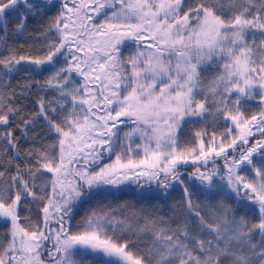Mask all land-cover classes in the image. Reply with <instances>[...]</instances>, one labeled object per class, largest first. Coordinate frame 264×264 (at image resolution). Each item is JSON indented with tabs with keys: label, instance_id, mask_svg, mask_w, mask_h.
Masks as SVG:
<instances>
[{
	"label": "snow or ice",
	"instance_id": "snow-or-ice-1",
	"mask_svg": "<svg viewBox=\"0 0 264 264\" xmlns=\"http://www.w3.org/2000/svg\"><path fill=\"white\" fill-rule=\"evenodd\" d=\"M0 169V264H264V0H0Z\"/></svg>",
	"mask_w": 264,
	"mask_h": 264
},
{
	"label": "rangeland",
	"instance_id": "rangeland-1",
	"mask_svg": "<svg viewBox=\"0 0 264 264\" xmlns=\"http://www.w3.org/2000/svg\"><path fill=\"white\" fill-rule=\"evenodd\" d=\"M248 107H249V110L251 112H257V111H259V102H258V100L257 101H249L248 102ZM217 127H218V125L217 126H211V124H209V126L207 127V130H208L209 133H211L213 131H216L217 130ZM220 131H222V129H220ZM132 157H133V159H136V160H138V159L141 158V156H136L135 153H132ZM108 162H110V161H108ZM180 198H181V191L179 192V190L177 189L173 193V198L171 200H169L168 203L170 205L176 204V203L179 202ZM124 200L130 201L132 203H136L137 202L136 197L134 195H130V194L129 195H126V196H124V197L121 198V202H123ZM77 219L79 220V217H77ZM118 219H123V216H119L118 215ZM84 259L87 260V261H90L91 260V257H85Z\"/></svg>",
	"mask_w": 264,
	"mask_h": 264
},
{
	"label": "trees",
	"instance_id": "trees-1",
	"mask_svg": "<svg viewBox=\"0 0 264 264\" xmlns=\"http://www.w3.org/2000/svg\"><path fill=\"white\" fill-rule=\"evenodd\" d=\"M13 39H16L19 44H24L25 41H26V39H27V37H14ZM127 54H128L127 52L124 53V55H127ZM17 79H19V78H17ZM12 83H13V85H15L16 81H12ZM25 103H27V101H25ZM21 144L22 145L24 144V141L23 140H21ZM220 163H221L220 159H217L216 160V164L219 165ZM211 164H212V162L209 161V167H211ZM0 170H2V169H0ZM37 211H38V209L35 206H32V212H33V214L37 213ZM0 231H5V229H3L2 227H0Z\"/></svg>",
	"mask_w": 264,
	"mask_h": 264
}]
</instances>
